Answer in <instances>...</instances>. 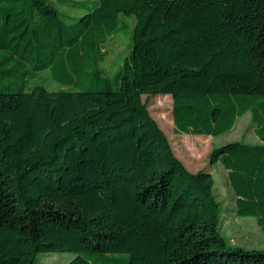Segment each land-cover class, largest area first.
I'll list each match as a JSON object with an SVG mask.
<instances>
[{"label": "trees", "instance_id": "obj_1", "mask_svg": "<svg viewBox=\"0 0 264 264\" xmlns=\"http://www.w3.org/2000/svg\"><path fill=\"white\" fill-rule=\"evenodd\" d=\"M127 32L107 75L104 47ZM142 95L171 96L177 134L250 113L260 143L209 163L264 232V0H0V264H264L227 246L212 174L175 156Z\"/></svg>", "mask_w": 264, "mask_h": 264}, {"label": "rangeland", "instance_id": "obj_2", "mask_svg": "<svg viewBox=\"0 0 264 264\" xmlns=\"http://www.w3.org/2000/svg\"><path fill=\"white\" fill-rule=\"evenodd\" d=\"M59 10L67 15L81 16L83 9L59 7ZM132 27V21L123 18ZM129 33H119L111 37L105 47V57L100 67L107 75L116 71L128 55ZM37 82V81H35ZM31 84V83H30ZM51 88L56 85L47 80ZM142 101L146 103L151 117L163 130L172 151L185 167L191 172L206 169L213 176V196L219 204L220 223L219 231L227 240L230 248H243L245 250H264V232L260 229L254 217H239L234 213L235 197L228 183L227 171L219 164L209 163V155L214 147L221 146L232 141H243L249 144L260 143L250 125V113L237 118L234 127L219 136H193L177 134L174 131L172 121V98L170 95H142ZM71 253H43L37 256V264H65L71 258Z\"/></svg>", "mask_w": 264, "mask_h": 264}]
</instances>
